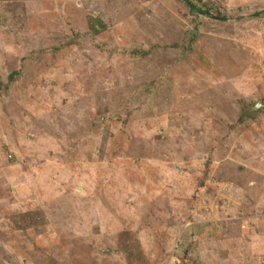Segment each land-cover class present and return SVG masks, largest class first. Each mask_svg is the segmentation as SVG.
Returning a JSON list of instances; mask_svg holds the SVG:
<instances>
[{"label": "rangeland", "instance_id": "374dc122", "mask_svg": "<svg viewBox=\"0 0 264 264\" xmlns=\"http://www.w3.org/2000/svg\"><path fill=\"white\" fill-rule=\"evenodd\" d=\"M203 2L0 0V264H264V0Z\"/></svg>", "mask_w": 264, "mask_h": 264}, {"label": "trees", "instance_id": "16d2710c", "mask_svg": "<svg viewBox=\"0 0 264 264\" xmlns=\"http://www.w3.org/2000/svg\"><path fill=\"white\" fill-rule=\"evenodd\" d=\"M185 4H187V6L190 8V11L193 13H199V14H205L208 15L210 14V10L213 7L212 4L208 3V2H203V0H182ZM219 15L221 18H225V16L219 12ZM132 54L134 55H140V56H147L149 54V52L144 51L142 49H135L132 51ZM19 74V70L14 71L10 74L9 79L12 81L14 79V75ZM1 85V83H0ZM243 117V116H242ZM130 234V232L127 233L124 232V236L121 237L122 239L125 240H129L128 239V235Z\"/></svg>", "mask_w": 264, "mask_h": 264}]
</instances>
